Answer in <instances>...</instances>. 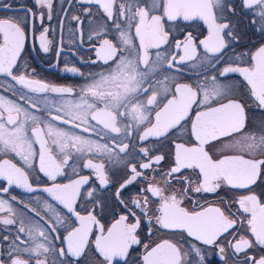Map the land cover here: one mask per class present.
Listing matches in <instances>:
<instances>
[{"label":"snow or ice","instance_id":"obj_1","mask_svg":"<svg viewBox=\"0 0 264 264\" xmlns=\"http://www.w3.org/2000/svg\"><path fill=\"white\" fill-rule=\"evenodd\" d=\"M0 264H264V0H0Z\"/></svg>","mask_w":264,"mask_h":264},{"label":"flooded vegetation","instance_id":"obj_2","mask_svg":"<svg viewBox=\"0 0 264 264\" xmlns=\"http://www.w3.org/2000/svg\"><path fill=\"white\" fill-rule=\"evenodd\" d=\"M146 39H149L151 41H160V35L158 32H152L149 36L146 37ZM45 71H50L47 65H44ZM50 79H55L56 74L55 72H52V74L49 76ZM180 112L173 110L168 116H166L165 121L167 123L174 122L176 119L179 118ZM193 151V156L191 157V161L200 164L203 167H209V162L207 161L206 156H204L202 150H192Z\"/></svg>","mask_w":264,"mask_h":264}]
</instances>
